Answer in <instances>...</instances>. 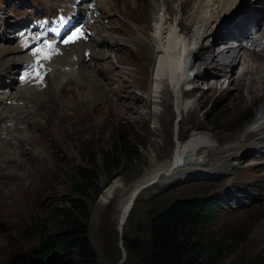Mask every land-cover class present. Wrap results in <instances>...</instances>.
Segmentation results:
<instances>
[{"label":"rangeland","instance_id":"374dc122","mask_svg":"<svg viewBox=\"0 0 264 264\" xmlns=\"http://www.w3.org/2000/svg\"><path fill=\"white\" fill-rule=\"evenodd\" d=\"M103 1L104 7L97 5L101 14L106 16L99 21L103 27L100 36L102 40L104 36L105 39L117 36L113 41H117L120 49L113 50L102 41L103 45L96 46L91 53L101 51L104 56L100 60V56L92 57L90 54L92 61L89 67L97 71L96 67L102 62L104 65H121L123 74L119 87L109 91L107 82L97 71L103 83L104 95L91 105L84 94L88 85L86 90L79 83L77 87L62 85L59 101L47 105V111L43 114L37 113L41 121L31 122L27 119V128L32 134L25 143L24 140L20 142L23 147H18L16 152L0 147V207L13 213L12 218L4 219L7 211H0V264H16L38 248L41 243L38 228H42L43 224L46 231H67L66 228L58 230L59 222H54V210L62 205L64 196L73 195L69 181L73 180L76 166L85 165L87 160L95 164L92 171L97 176V185L88 194L87 217L79 220L83 230L76 232V237L87 241L93 249L95 258L89 264H139L137 254L146 246L151 216L175 201L198 198L218 202L220 196L229 195V192L222 191L223 188L237 186L252 189L260 183L264 187V144L245 145L236 154L233 164L222 161L221 164L202 167L201 171L191 166L142 189L123 225H119L124 198L134 186L146 181V173L154 169L150 160L155 158L156 152L159 151L160 156L155 171H163V163L169 158L171 160L175 148L197 133L211 136L213 141L222 144L230 136L239 135L256 112L263 110L264 85L257 83L259 79H256L257 84L252 83L254 86L247 91L248 82H242L239 87L240 78L234 81L232 72L231 78L223 77L222 81L225 82L214 85L213 78H220L216 75L223 74L218 71L222 59L218 58L217 61L212 53L223 49V41H219L224 33L216 25L215 34L200 48L194 42L201 30L196 24L189 29L187 36L186 32L178 34L182 47L191 51L188 58L190 67L176 79L180 82L178 86L162 79L155 95L154 82L151 81L153 64L150 65L151 72L145 73L148 66L146 58L150 56L148 48L135 49L129 43L143 39L135 28H145L148 23L145 15L152 5L160 6L162 0ZM182 1L167 4L166 17H169L170 26H184L197 10L207 8L204 0H193L190 4L193 10L183 17L179 7ZM53 2L59 3L60 0ZM11 4L16 5V2L9 0L6 8ZM0 10L3 11L4 7L0 6ZM217 14L219 19L222 14L219 15L216 10L215 16ZM198 16L204 19V15ZM218 19L215 24L220 26L223 18ZM4 25L7 26V23ZM15 47L13 45L10 50L15 51ZM154 58L156 60V56ZM213 60L217 62L214 65L211 64ZM256 62L254 72L247 75L264 78V57ZM4 66L0 64V67ZM15 68L16 65L10 70L15 71ZM237 70H241L239 66L234 72ZM208 71L220 74L214 76L210 73L212 76L207 77L204 73ZM103 72L105 76H113L109 68L103 69ZM173 73L178 76L177 71H173L165 78H176ZM182 77H186V82L182 81ZM57 80L61 83L63 79ZM114 84L111 82L110 86ZM2 87L3 84L0 85ZM164 87H167L166 95ZM146 88L147 94L142 96V90ZM119 89L139 95L142 97L141 103L146 101L144 97H148L152 104L141 105L137 101L130 111L120 110L112 103L117 100L124 108L126 101ZM161 97L168 100V107L159 103ZM108 99L109 104L99 113V107L106 104ZM137 104L140 106L136 108ZM158 116L163 119L164 127H161ZM248 156L252 158L244 161ZM41 157L45 159L44 164ZM33 164L37 165L34 170ZM49 165L52 167L51 173L41 175L40 171L50 168ZM110 187L112 190L108 194L106 190ZM203 232L208 246L219 245L223 251L231 252L222 264H264V198L258 200L252 210L246 209L230 217H222L219 208L205 222ZM68 252L65 264H86L78 248L70 247ZM56 255L48 264H59ZM45 257L39 259L44 260Z\"/></svg>","mask_w":264,"mask_h":264},{"label":"bare ground","instance_id":"6f19581e","mask_svg":"<svg viewBox=\"0 0 264 264\" xmlns=\"http://www.w3.org/2000/svg\"><path fill=\"white\" fill-rule=\"evenodd\" d=\"M174 1H177V0H162L161 1L162 4L160 6L152 5L151 6L152 8L149 10V13L145 15V19L148 22L147 25H145V28L144 29H141V28L139 29L138 27L135 28L137 30V34H140L143 39L136 40V41H133L132 43H129L133 47H135V49L140 48V47L148 48L150 56L149 57L147 56L146 58L148 66L145 67V73L148 74L149 72H151L150 65L153 64L154 65V66L152 65L153 76L151 78V81L154 82L153 83L154 93L157 90H159V86L161 87L160 82L163 81L162 79H165L166 82H169V81L170 83L173 82L174 86L177 84L179 85L180 82H177L176 79L179 78L183 72L185 73V71H187V68L190 67L191 65V63H189L188 61L191 51L187 49L186 47H182V45L180 44L181 36L178 34L180 32H182L183 34L186 32V36H187L189 34V29H191L194 25L198 24L201 30H199L200 32L197 33L198 35L197 37H195L194 42L196 46L198 45L201 48L202 46H204V44H206L209 41L210 37H212L215 34L214 30H216V25H217V29H219L221 33H225L226 31H228V29L230 30V26L226 24L225 18L227 17V14L236 7L237 1L239 2L240 0H204V3L205 5H207V8L203 9L204 7L202 6L203 10H197L194 13L195 16L194 17L192 16V19H189V22L187 24H184V26H181L178 28H176V25L170 26L168 24L169 22L167 19L169 17H166L168 15V12L166 13V10H167L166 8H168L167 4L172 3ZM192 1L193 0H183L179 4L181 16L186 17V15H188L189 12L193 10L192 5H190ZM103 2L105 1L103 0H98V2L96 1V6L98 5L100 7H104ZM61 3L65 5V3H63V0ZM247 4L248 5H243L240 8L238 14L244 13L241 19L248 22V20L258 15V13H261V11L259 12L255 11L254 3H252L251 0H249ZM259 4L264 6L263 1L260 2ZM245 7H246V10H245ZM216 10L217 12H219V15L222 14V16L219 17V19L223 18V22H221L222 24L220 26H218V24H215L218 19V14L215 16ZM198 14L204 15V19L203 20L199 19ZM104 17L106 16L100 15V18L98 16L94 17V21L91 24V28L94 32L91 35H89L86 40L80 39L76 41L73 45H66L65 47H62L60 54H58V56L53 60L56 65L62 64V65L71 66L76 63L79 64L81 71H80V76L78 80L80 84L89 86L87 90L88 92L86 91L84 94H85V99L91 105H94L98 100H101L104 95V87H103V83L101 79L98 77L99 75L107 82L109 91H115L119 87L120 77L123 74L121 65H104L102 61H101L102 62L101 65L100 66L97 65L98 67H96L99 75L95 69H90L89 67V62L92 61V57L100 56V60H101V58L104 56V53L101 51H98L99 53H94V54L91 53V51H93L94 48H96V46L100 47L106 43L109 45L110 48H113V50L120 49L117 41L116 40L113 41L117 36L110 37L108 39H105V36H104V39L102 40V37L100 35H101V32L103 31L102 30L103 27H101V24H99V21L101 18H104ZM179 23L180 22H178L177 24ZM180 24L182 25V23ZM263 26H264V23H262V29L259 31V34H258L261 37H264ZM102 41H103V44H102ZM11 47L12 46H0V64L6 65L4 66V69L9 70L10 73L14 72V71H11L10 68H13L15 65L17 66L18 62L24 57V54H22L18 48L15 47V51H11L10 50ZM85 50H89L92 56L88 60H85V54H84ZM224 53H225L224 48L219 49L216 52L212 53V55L217 57L216 58L217 61H218V58H220V60L222 59L221 61H219V65L221 69L218 71L222 72L223 75L222 76L216 75L220 73L219 72L216 73L215 71H210V72L208 71L204 73L205 76L207 77L212 76V75H209L210 73L213 75L215 74L216 77L220 76V78H213L214 80L212 82L214 83V85L219 84L221 82H225V81H222L223 77H225V79H228L229 77L231 78V72L233 76H234L233 73H235L234 66L231 64H228L227 62H224V58H225ZM74 55L77 56V61L71 62L70 59ZM154 56H156V60ZM249 60H252V62H249L250 69H247L246 67L243 68L242 66L240 68L241 69L240 71L237 70V78H236V80L240 78V81L238 83L239 87L242 85V82H244V84L248 82V85L246 87L247 91H249L257 83L259 84L262 83L264 85V78H261V76L257 78H254L255 76L253 77L248 76V75H251L249 72H252V73L254 72L253 65L258 59L256 57H252L250 54ZM215 63L217 62L213 60V63L211 64L214 65ZM215 67L217 68L218 66L215 65ZM236 67L237 66H235V69ZM106 68H109V70L112 72V75H113L112 77L105 76L103 69H106ZM173 71H177L178 76H176V73H173L176 78H174V76H171V80H167V78H165L166 75L171 74V72ZM247 73L249 74L247 75ZM259 73H262V72H259ZM186 77H184V79L182 77V81L186 82V79H185ZM204 78L205 77H203V79ZM256 79H259V82H257ZM54 82H55L56 87L57 88L60 87V90H61L63 87L62 86L63 80L61 81V83H59V81L55 79ZM111 82L115 83L114 86H110ZM252 83L254 85H251ZM113 88L115 89L113 90ZM31 92L34 94L37 93V91L35 90H31ZM70 92L71 91H68L67 93H70ZM119 92L124 95V98H125L124 101H126L124 108L122 107L120 103H118L117 100L115 101L113 100L114 102L112 101V103L116 108L120 110L130 111L133 107L132 104L137 101L140 102L141 105L150 106L152 104L151 102L152 100H149L148 97H144L146 101H143L141 103L140 98L142 97H140L139 95L131 93L128 90L124 92L122 91V89H119ZM142 92H143L142 96L146 95L147 88L143 89ZM163 92L165 95L168 93L167 87H164ZM20 93L23 94V92H20ZM262 94H264V92ZM155 95L157 94L155 93ZM108 101L109 99L106 101V104H102L99 107L98 109L99 113L103 110V108L106 105L109 104ZM186 101H188V99ZM159 103L161 105L162 104L165 105L166 107L169 106L168 100L164 97L160 98ZM46 106L47 105L45 104L38 105L36 113L43 114L44 112H46L47 111ZM138 106L140 105L137 104L135 107L137 108ZM256 113L257 114L253 118V120L249 124H246L240 130L239 135L230 136L228 141L224 144L216 143L215 141H213L211 136L206 137L202 135L201 133L200 134L197 133L191 136L188 140H185L183 145L177 146L175 148L174 150L175 152L173 156L171 157V160H169L170 159L169 158L167 161H165V163H163V166H164L163 171L160 169L155 171V165H156V162L159 160L158 158L160 156V153H158L159 151L158 152L155 151L156 152L155 158L154 159L151 158L150 160L151 165L154 167V169H152L150 173L149 171L146 173L147 179H144L146 181L141 182L139 186L138 185L134 186L130 190V193L124 198L123 208L120 212L119 225L121 224L123 225L124 221L126 220L125 218H127L128 214L130 213V210L132 206L134 205L136 199L138 198V195L140 194L141 190L154 185L155 182L159 181L160 179L162 178L165 179V177H168V176L169 178L173 177L175 176L177 172L179 171L182 172V170H186L190 168L191 166L197 167L201 171L203 170L202 167L206 168L208 165L221 164L222 161L227 162L228 164H233L236 160V157H235L236 154L243 146L245 145L262 146L264 144V125L259 124L258 126L253 128V124L255 122L260 121L262 118H264V108L263 110H258ZM161 116H158V119L159 121H161L160 122L161 127H164L165 126L163 124L164 121L163 119L161 120ZM100 124H98V126ZM23 143H25V140ZM19 147H23V145L20 144ZM184 156L186 157L185 162H183L182 160ZM32 160L34 161V158ZM41 160H42V163L44 164L45 159L42 158ZM1 166L5 167L4 164H2ZM35 166L37 165L33 164V170ZM110 189L111 187L108 190H106L108 194L110 193L109 192Z\"/></svg>","mask_w":264,"mask_h":264},{"label":"trees","instance_id":"16d2710c","mask_svg":"<svg viewBox=\"0 0 264 264\" xmlns=\"http://www.w3.org/2000/svg\"><path fill=\"white\" fill-rule=\"evenodd\" d=\"M94 165L87 160L85 165L76 166L73 180L69 181L73 195L64 196L62 205L54 210L58 230L66 228L67 231H46L45 224L38 228L41 243L27 254V264L57 252L61 253L59 264H65L70 247L78 248L86 264L94 260L91 245L76 237V232L83 230L79 220L87 217L88 194L97 185V176L92 171ZM214 206L213 202L198 198L180 200L151 216L146 246L137 254L139 264H222L231 252L223 251L219 245L208 246L203 232L205 222L215 211Z\"/></svg>","mask_w":264,"mask_h":264},{"label":"snow or ice","instance_id":"6c2138e0","mask_svg":"<svg viewBox=\"0 0 264 264\" xmlns=\"http://www.w3.org/2000/svg\"><path fill=\"white\" fill-rule=\"evenodd\" d=\"M84 33L80 27L74 28L71 32H69L66 36L61 39V43H75L78 39L83 38ZM39 39V37H37ZM46 49V50H45ZM55 49L54 42H49L45 40L42 45H37L32 49L33 54L36 55V62L31 64L29 67L31 71L29 75H35L37 79L42 81L41 69H43L42 60H47L51 58L53 54V50Z\"/></svg>","mask_w":264,"mask_h":264},{"label":"water","instance_id":"95a60500","mask_svg":"<svg viewBox=\"0 0 264 264\" xmlns=\"http://www.w3.org/2000/svg\"><path fill=\"white\" fill-rule=\"evenodd\" d=\"M250 158H252V156H248V157H246V158L244 159V161H247V160H249ZM182 160H183V162H185V161H186V157L184 156Z\"/></svg>","mask_w":264,"mask_h":264}]
</instances>
